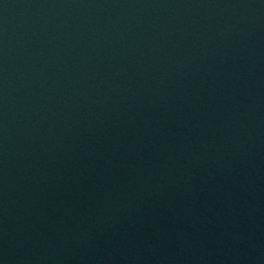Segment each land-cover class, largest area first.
Segmentation results:
<instances>
[{
  "label": "water",
  "instance_id": "water-1",
  "mask_svg": "<svg viewBox=\"0 0 264 264\" xmlns=\"http://www.w3.org/2000/svg\"><path fill=\"white\" fill-rule=\"evenodd\" d=\"M0 264H264V0H0Z\"/></svg>",
  "mask_w": 264,
  "mask_h": 264
}]
</instances>
